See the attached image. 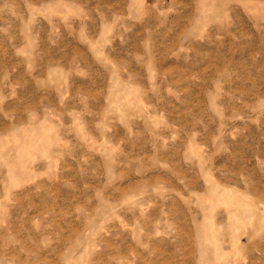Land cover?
<instances>
[{
  "label": "rangeland",
  "instance_id": "374dc122",
  "mask_svg": "<svg viewBox=\"0 0 264 264\" xmlns=\"http://www.w3.org/2000/svg\"><path fill=\"white\" fill-rule=\"evenodd\" d=\"M56 237L264 264V0H0V264Z\"/></svg>",
  "mask_w": 264,
  "mask_h": 264
},
{
  "label": "crops",
  "instance_id": "0c3cea01",
  "mask_svg": "<svg viewBox=\"0 0 264 264\" xmlns=\"http://www.w3.org/2000/svg\"><path fill=\"white\" fill-rule=\"evenodd\" d=\"M49 178H57L58 180H48L46 181L47 183H50L52 185L49 186V188L52 190V192L55 190L57 192V194H61L63 196L64 189L62 187L59 186V183L62 180H59L60 178H62L61 176H54V175H50L48 176ZM64 179V178H62ZM53 183H57L56 185ZM42 189V187H41ZM184 218L181 216V214L178 212L177 213V217H176V225L178 226V230L184 231L181 228V222L183 221ZM186 220V219H185ZM206 227V226H205ZM55 230H59V228H55ZM187 231V230H186ZM191 231V230H189ZM191 235V233H190ZM239 237V236H238ZM235 237L233 236V239ZM184 242V243H183ZM172 243V242H169ZM180 246L184 247L183 250V254H184V260L185 262H188L189 264L193 263V259H192V255H193V245L190 241H187L186 239H182L179 241ZM25 247V250L23 251L16 249L15 247ZM230 248L232 250L231 254H226L225 252V247H223V251L222 249H219L217 251V256H218V264H224L226 261L221 262V257H223L222 259L227 261H234L237 260V258H239L240 256V245L238 244L237 241H232V244L230 245ZM76 247H80V244H74L73 245V249H72V256H67L65 255V241L63 239H59L58 237H56V239L51 238L50 240L47 241H39V240H35V239H31V240H25L23 244L20 245H10L9 247V254H4V261L2 262H15L20 264L21 260L24 258V262L25 264H63L66 261V258L69 259L67 261L72 262L73 264H81V250L80 248L77 249ZM206 242L203 239V242H201L200 245V249L201 252L199 253V255L202 257L201 258V262H205L207 260V257H209V250L206 249ZM250 247V246H249ZM218 248H221V246H218ZM228 248V247H227ZM15 254H12V253ZM186 253V255H185ZM2 257V256H1ZM17 257V258H15ZM128 256H127V260L124 259H120V261H118L120 264H125V263H130V261L128 260ZM99 260H92V258L90 259V262H88V264H96ZM109 261V260H108ZM107 260L104 261V263L108 262ZM102 262V261H99ZM249 264H253L251 262H249Z\"/></svg>",
  "mask_w": 264,
  "mask_h": 264
}]
</instances>
